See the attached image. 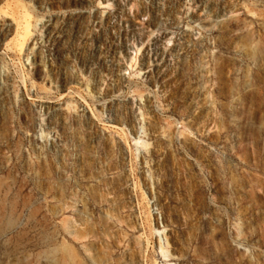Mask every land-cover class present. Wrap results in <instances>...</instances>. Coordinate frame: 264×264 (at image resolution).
<instances>
[{
    "label": "rangeland",
    "instance_id": "obj_1",
    "mask_svg": "<svg viewBox=\"0 0 264 264\" xmlns=\"http://www.w3.org/2000/svg\"><path fill=\"white\" fill-rule=\"evenodd\" d=\"M0 264H264V0H0Z\"/></svg>",
    "mask_w": 264,
    "mask_h": 264
},
{
    "label": "bare ground",
    "instance_id": "obj_2",
    "mask_svg": "<svg viewBox=\"0 0 264 264\" xmlns=\"http://www.w3.org/2000/svg\"><path fill=\"white\" fill-rule=\"evenodd\" d=\"M27 18H28V17H27ZM26 20H27V19H26ZM25 22H26V21H25ZM27 23H28V22H27ZM24 25L26 26L27 24H24ZM27 27H28V26H26L25 29H27ZM22 31H24V30H22ZM26 31H27V30H26ZM28 31H30V30H28ZM19 36L21 37L22 34H20ZM22 37H23V36H22Z\"/></svg>",
    "mask_w": 264,
    "mask_h": 264
}]
</instances>
